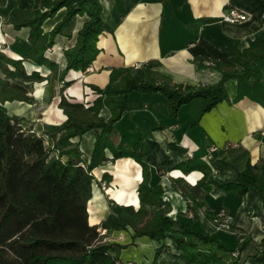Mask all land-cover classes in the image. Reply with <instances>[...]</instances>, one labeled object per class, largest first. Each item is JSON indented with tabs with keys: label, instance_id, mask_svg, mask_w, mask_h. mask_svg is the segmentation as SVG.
<instances>
[{
	"label": "trees",
	"instance_id": "trees-1",
	"mask_svg": "<svg viewBox=\"0 0 264 264\" xmlns=\"http://www.w3.org/2000/svg\"><path fill=\"white\" fill-rule=\"evenodd\" d=\"M4 2L0 0L1 4ZM62 8L66 9L64 17L51 31L44 32V22ZM84 15L87 20L77 33L75 45L65 50L66 65L60 72L59 65L46 54L58 36L71 38L76 18ZM7 23L16 30L28 27L30 32L29 47L20 57L0 49V264H122V251L140 238L160 244L154 250L151 264H157L164 254L174 255L188 264H244L246 261L264 264V240L257 243L249 238L228 247L217 236L201 232L192 220L183 216L172 218L163 187L153 183L154 171L147 160L151 151L143 139H138L132 147L120 149L114 142L115 127L129 110L133 92L162 93L169 101L170 117L177 116L184 105L196 98L205 100L202 113L228 100L224 85L228 79L237 81L236 100L247 95L256 73V62L264 60L263 36L255 34L244 50L239 49L238 40L225 48L231 62L239 68L214 62V68L222 75L216 84H178L163 75L149 79L135 67H114L105 86L89 84L95 98L83 103L69 98L67 90L74 81H66L64 76L71 70L85 71L97 58V43L105 30L100 0H42L41 7L35 10L13 7ZM26 62L46 67L50 74L44 76L36 70L28 73ZM57 74L64 81L58 101L64 121L55 131L41 134L24 128V118L8 114L5 107L6 102L12 101L32 103L28 90L14 81L18 78L30 83L47 80L52 84ZM102 111L109 116L101 117ZM90 131L94 132L95 141L87 158L80 149V140ZM75 138L79 141H73ZM121 158H132L142 167V181L137 189L140 206L117 205L109 199L111 210L117 209L115 223L112 225L105 219L91 225L88 202L96 181L93 171ZM175 168L186 174L200 171L203 176L198 186L205 192L215 184L214 172L199 158L180 162ZM157 171V177H161V170ZM102 179L109 183L111 175L104 173ZM171 181L186 199L195 201L199 196L183 179ZM219 187L233 190L240 197L255 188L264 196L260 172L250 163L237 180ZM195 203L203 206L199 201ZM205 215L215 221L207 211ZM105 229H131L132 240L128 244L109 241L101 234ZM168 239L178 254H173L166 245ZM247 250L252 253L242 260Z\"/></svg>",
	"mask_w": 264,
	"mask_h": 264
},
{
	"label": "crops",
	"instance_id": "crops-1",
	"mask_svg": "<svg viewBox=\"0 0 264 264\" xmlns=\"http://www.w3.org/2000/svg\"><path fill=\"white\" fill-rule=\"evenodd\" d=\"M100 3L105 30L97 43L99 53L93 65L85 71L71 70L65 74L66 80H74L68 89L71 98L89 100L93 97L89 84L103 87L112 68L135 67L137 64L142 66L136 70L149 79L163 75L178 84H216L222 75L214 68V62L233 64L225 50L228 45L238 40L239 49L244 50L249 47L255 34L264 37V0H100ZM41 4L42 0H5L3 4L0 3V48L7 44L4 48L10 55L20 57L24 54L29 47L30 29L24 27L16 30L8 24L9 11L13 7L35 10ZM231 9L245 14L246 19L241 23L224 20ZM65 12L66 9L62 8L54 17L47 19L42 26L44 32L51 31ZM86 20L87 16H78L71 38L58 36L54 46L48 50L46 56L59 65L60 72L66 65L64 52L75 45L77 33ZM24 65L28 73L36 70L44 76L50 74L46 67H37L28 62ZM255 72L247 95L236 100L237 81L228 79L224 84L228 100L205 113H202L205 100L196 98L184 105L177 116L170 117L168 99L159 93H150L149 97L154 100L151 105L143 103L139 107L140 112L148 114L149 127L139 126L132 117L131 130L122 132L119 124L123 115L114 132L118 149L133 146L125 132L139 135V139H143L150 149L147 160L154 171L152 180L164 189V199L170 204L169 215L174 219L183 216L192 220L201 232L217 236L228 247L249 238L257 243L264 240V196H260L255 188H250L240 197L233 190L219 187L227 181L237 180L247 163L260 172V182L264 184V60L256 62ZM57 79L52 84L47 80L30 83L16 79L14 82L28 90L32 103L6 102L8 114L23 117L24 122H32L34 115L39 113V116L43 115L41 122L29 124L34 125L35 129L38 126L40 132L55 131L65 119L58 106ZM86 135H90L89 139L92 140L87 141ZM73 141H79V138ZM94 141L93 131L84 134L80 140V149L87 158L90 157ZM107 154L111 156L109 151ZM192 158L203 160L214 172L215 184L209 192L198 186L203 176L200 171L186 174L175 168L178 163ZM158 169L161 170V177H157ZM93 173L96 179L108 173L111 180L106 192L93 183L88 208L95 186L102 200L94 212L95 222H90L88 209L91 225L105 219L113 225L117 220V209L111 210L107 196L117 205L139 208L137 189L142 181V167L138 162L132 158H121L96 168ZM180 178L199 192L195 201L201 202L202 207L194 199H186L173 187L171 179ZM129 184L133 187L136 203L125 199ZM113 192L120 194V198ZM205 211L215 218L214 222L206 217ZM101 234L109 241L120 244H128L132 240L131 229H105ZM165 243L173 254L179 253L171 240ZM159 246V243L148 238L137 239L135 245L122 251V264H151L154 250ZM157 264L188 263L174 255L164 254ZM244 264L251 263L246 261Z\"/></svg>",
	"mask_w": 264,
	"mask_h": 264
},
{
	"label": "rangeland",
	"instance_id": "rangeland-1",
	"mask_svg": "<svg viewBox=\"0 0 264 264\" xmlns=\"http://www.w3.org/2000/svg\"><path fill=\"white\" fill-rule=\"evenodd\" d=\"M6 45H4L3 47H1L0 49L5 50L4 47H7ZM59 74H57L56 77L58 78L57 80L59 81L57 85H58V88L60 90L64 86V81L60 79ZM19 81H21V80H19ZM66 81H72V80H66ZM67 92H68V90H67ZM92 94H93V97H91L89 100H92L93 98H95V94L94 93H92ZM149 94L150 93H142V92H134L132 94L131 100H130V104H129V110L125 112L124 118H123V120H121V124H119V128L122 129V132L123 131H127V130H131L130 125L132 123L131 121H133L132 117H135L136 121H138V123H139V126L142 125V126H145L147 128L149 127L148 125H150V121H149L148 114L147 113H144L143 114L142 112H140L141 111V108H139L141 105H143V103H147V104H150L151 105V103L154 101L151 97H149L150 96ZM159 94H161V96H164L162 93H159ZM164 97H166V96H164ZM69 98L71 100L81 101L83 103L88 102V99H86V98L85 99H82L81 97H78V99H77V98H74V97L71 98L70 96H69ZM105 114H107V115H105ZM37 115L39 116V113H37V114L34 115V121H32V122H30L28 120L26 122L23 121L22 122V126L24 128H32L35 132H37L38 134H41L42 132H40V130H38L39 127L36 126V129H35L34 128V125H36V123L38 124V123L41 122V119H42L43 115H41L39 117H37ZM100 115H101V117H104V118H107L109 116L108 112H106V111H102ZM29 123H31V124L33 123L34 125L32 126ZM125 125L128 126V127H126ZM125 133H126V135L128 134V136L130 137L128 140L131 141V144H134L139 139V137H140L139 135H134V134L129 133V132H125ZM94 184H97V187L102 192H106L107 187H108V183H107V181L105 179L98 178V179H96V181L94 182ZM107 199L109 200L110 198L107 196ZM250 253H252L251 250H247V251L243 252V254H242V260H245Z\"/></svg>",
	"mask_w": 264,
	"mask_h": 264
},
{
	"label": "bare ground",
	"instance_id": "bare-ground-1",
	"mask_svg": "<svg viewBox=\"0 0 264 264\" xmlns=\"http://www.w3.org/2000/svg\"><path fill=\"white\" fill-rule=\"evenodd\" d=\"M89 138H91L90 137V135H86V137H85V139L87 140V141H91L92 139H89ZM97 173V172H96ZM98 175V174H97ZM128 187H127V189H126V192H128V197H126L125 199H126V201L127 202H135L136 203V201H135V198H134V194H133V187L132 186H130V184L129 185H127ZM113 195H116L117 196V198H120V194H117V193H114L113 192ZM101 193L99 192V190H98V188L95 186V188H94V197H93V199L91 200V202H90V205H89V212H90V214H91V217H90V222H95L96 221V215H95V210L97 209V207H98V204L101 202ZM103 208V206H100V208ZM106 209V208H105ZM221 241V240H220ZM226 244V243H225Z\"/></svg>",
	"mask_w": 264,
	"mask_h": 264
},
{
	"label": "built area",
	"instance_id": "built-area-1",
	"mask_svg": "<svg viewBox=\"0 0 264 264\" xmlns=\"http://www.w3.org/2000/svg\"><path fill=\"white\" fill-rule=\"evenodd\" d=\"M246 19V15L236 9H231L229 13L224 16V20L232 23H241ZM142 64H137L136 69L141 68ZM92 70V69H91ZM89 71V70H88ZM223 214V212H222ZM222 227L225 225H221ZM237 254V253H236ZM260 264V263H259Z\"/></svg>",
	"mask_w": 264,
	"mask_h": 264
}]
</instances>
